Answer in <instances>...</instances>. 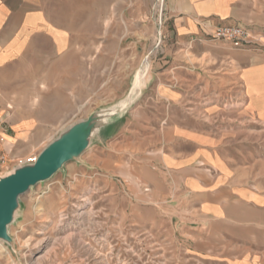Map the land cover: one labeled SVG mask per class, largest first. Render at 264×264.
Returning a JSON list of instances; mask_svg holds the SVG:
<instances>
[{
	"label": "rangeland",
	"instance_id": "1",
	"mask_svg": "<svg viewBox=\"0 0 264 264\" xmlns=\"http://www.w3.org/2000/svg\"><path fill=\"white\" fill-rule=\"evenodd\" d=\"M165 1H50L52 14L77 31L74 46L88 52L67 79L83 102L76 105L59 88L46 97L37 94L47 104L33 99L25 105L33 113L32 128L19 132L11 144L1 141L2 123L0 177L32 166L77 127L88 123L92 134L83 151L18 197L0 231V264H233L185 245L176 221L161 216L155 204L145 206V187L130 182L136 153L157 139L156 129L169 115L207 132L213 137L209 144L239 169V180L264 194V118L244 115L232 101L228 69L236 47L211 34L177 38L165 18ZM176 66L195 69L198 81L186 90L198 103L165 99L174 75L187 73L186 68L168 72ZM137 80L143 85L129 103ZM69 102L70 113L54 120L52 107ZM23 108V115H31ZM40 116L47 127H34ZM33 156L35 162H26ZM154 191L159 195L160 187ZM232 212L240 225L216 223L214 228L229 231L225 240L231 253L244 246L253 250L251 226H264V206L233 205ZM257 237L264 243L263 233Z\"/></svg>",
	"mask_w": 264,
	"mask_h": 264
},
{
	"label": "crops",
	"instance_id": "2",
	"mask_svg": "<svg viewBox=\"0 0 264 264\" xmlns=\"http://www.w3.org/2000/svg\"><path fill=\"white\" fill-rule=\"evenodd\" d=\"M50 1L0 0V120L5 124L1 133L9 144L21 136L19 132L32 128L33 113L25 105L36 100L37 94L46 97L59 88L76 105L83 102L69 90L67 79L88 52L74 46L77 31L62 16L52 14ZM165 2L166 21L171 24L173 34L185 41L211 34L219 25L240 24L248 28L252 42L234 48L231 53L233 63L228 70L232 101L240 104L238 109L244 110V115L264 118V0ZM84 64L87 70V63ZM179 68H186L187 73L174 75L165 99L169 103H198L199 99L186 90L198 81L195 69L176 66L168 72L177 73ZM27 88L33 96L25 92ZM37 102L47 104L42 99ZM71 102L69 106L52 107L54 120L62 121L70 113ZM22 107L31 115H23ZM40 118L34 127H47L43 122L46 119ZM173 120L167 115L156 129L157 139L138 150L132 164L130 182L145 187L144 195L141 194L145 206L155 204L161 216L170 217L172 223L176 221L180 239L199 255L233 264H250V259L252 263L264 264V243L257 237V233L264 235L263 225L251 226L254 229L251 252L244 246L231 253L225 240L229 231L214 228L216 223L240 225L241 221L233 218L232 206L261 208L264 194L239 180V169L215 144H209L213 137L207 132ZM159 187L157 195L154 189ZM233 236L244 239L241 235ZM249 255L251 258L247 259Z\"/></svg>",
	"mask_w": 264,
	"mask_h": 264
},
{
	"label": "water",
	"instance_id": "3",
	"mask_svg": "<svg viewBox=\"0 0 264 264\" xmlns=\"http://www.w3.org/2000/svg\"><path fill=\"white\" fill-rule=\"evenodd\" d=\"M91 134L92 129H90L88 123L79 128L77 127L66 133L64 139L55 142L52 147L43 151L38 161L32 166L0 177V231L4 230L9 214L15 207L18 197L27 193L33 185L43 178L53 174L64 161L73 158L75 155H70L68 152L72 151L71 148L76 142L87 137L86 143L78 150L77 154L83 151ZM66 153L67 155H64Z\"/></svg>",
	"mask_w": 264,
	"mask_h": 264
},
{
	"label": "built area",
	"instance_id": "4",
	"mask_svg": "<svg viewBox=\"0 0 264 264\" xmlns=\"http://www.w3.org/2000/svg\"><path fill=\"white\" fill-rule=\"evenodd\" d=\"M214 39L224 40L229 42L236 48L243 47L252 42V36L248 28L244 25H219L211 33ZM2 128V122H0V129ZM1 141H5L4 137H1ZM36 156L29 157L26 162H35ZM6 158L3 156L1 161L4 163ZM24 161H20L23 163Z\"/></svg>",
	"mask_w": 264,
	"mask_h": 264
},
{
	"label": "bare ground",
	"instance_id": "5",
	"mask_svg": "<svg viewBox=\"0 0 264 264\" xmlns=\"http://www.w3.org/2000/svg\"><path fill=\"white\" fill-rule=\"evenodd\" d=\"M142 85H143V83L141 82V80H137L136 81L135 86L132 88L131 94H130V96L128 98L129 99V101H128L129 103H131L139 95V91L141 90ZM124 106H126V105H124ZM88 133H89V131H88ZM86 141H87V137H84V138L80 139L79 142H76L74 144V146L71 148L72 151L68 152V154L76 155L78 150L86 143ZM64 155H67V153L64 154Z\"/></svg>",
	"mask_w": 264,
	"mask_h": 264
}]
</instances>
